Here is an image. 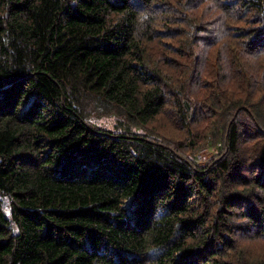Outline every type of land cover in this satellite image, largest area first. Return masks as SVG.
<instances>
[{"label": "trees", "instance_id": "1", "mask_svg": "<svg viewBox=\"0 0 264 264\" xmlns=\"http://www.w3.org/2000/svg\"><path fill=\"white\" fill-rule=\"evenodd\" d=\"M0 264H264V0H0Z\"/></svg>", "mask_w": 264, "mask_h": 264}, {"label": "rangeland", "instance_id": "2", "mask_svg": "<svg viewBox=\"0 0 264 264\" xmlns=\"http://www.w3.org/2000/svg\"><path fill=\"white\" fill-rule=\"evenodd\" d=\"M104 123L109 126H113L114 117L107 118ZM212 150L213 148H207V147L199 149L198 151H196V155H197L196 158L200 163H203L212 154Z\"/></svg>", "mask_w": 264, "mask_h": 264}]
</instances>
